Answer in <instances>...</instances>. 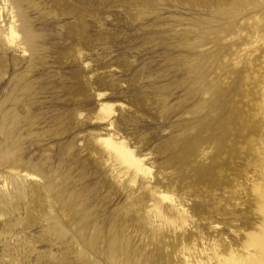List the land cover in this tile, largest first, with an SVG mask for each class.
<instances>
[{
  "label": "rangeland",
  "instance_id": "rangeland-1",
  "mask_svg": "<svg viewBox=\"0 0 264 264\" xmlns=\"http://www.w3.org/2000/svg\"><path fill=\"white\" fill-rule=\"evenodd\" d=\"M263 232L264 0H0V264H220Z\"/></svg>",
  "mask_w": 264,
  "mask_h": 264
},
{
  "label": "bare ground",
  "instance_id": "bare-ground-1",
  "mask_svg": "<svg viewBox=\"0 0 264 264\" xmlns=\"http://www.w3.org/2000/svg\"><path fill=\"white\" fill-rule=\"evenodd\" d=\"M220 1L223 3H230V4L242 6V4L246 0H220ZM16 36H17V32L15 30L14 24H11L9 26L8 31L6 32V38L9 42H13ZM100 140L105 145L106 151L111 154H114L115 158L120 164H124L125 166L124 168H126V172H128L130 168L134 169L133 173L138 172V171L145 172L148 169L146 166H144V164L142 163V160L136 157L123 141L121 140L117 141L108 136L101 137ZM26 175L30 176L29 173H26ZM161 197L164 199L172 200V197L166 193H161ZM164 207L165 206H163L161 203L155 202L153 203V207L151 209L154 211V215L158 217L161 221H174L168 212L169 210L172 211L171 209H175L179 218L181 220H185L182 212L178 210L177 208H175L176 207L175 205L169 206L168 210L167 209L165 210L166 207L165 208ZM139 221L140 220H138V222ZM251 244L257 245V248L255 249L256 252L248 251L251 257L249 255H246V257H233V256L224 257V258H221L220 264H264V234H262L261 237L253 238L251 241ZM201 260L202 259L200 258L194 264H202Z\"/></svg>",
  "mask_w": 264,
  "mask_h": 264
}]
</instances>
